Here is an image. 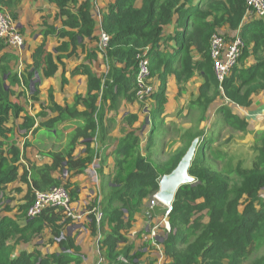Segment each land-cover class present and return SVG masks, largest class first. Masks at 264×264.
<instances>
[{"label": "trees", "instance_id": "trees-1", "mask_svg": "<svg viewBox=\"0 0 264 264\" xmlns=\"http://www.w3.org/2000/svg\"><path fill=\"white\" fill-rule=\"evenodd\" d=\"M17 1L0 0L13 19L16 14L9 8ZM46 1L57 9L56 19L61 25L44 22L42 41L31 52L22 75L13 72L10 65L16 60L15 54L0 43V264H85L76 235L67 233L72 219L63 209L46 206L32 217L27 211L35 191H49L59 185L69 191L72 204L82 201L81 186L72 177L92 164L98 166L101 177L85 208L99 205L102 217L97 222L91 211L85 228L92 237L101 233L98 248L104 264H140L142 253L134 250L123 232L131 228L133 215L158 191L160 177L175 168L193 138L201 134L188 133L179 151L154 163L150 153L155 126L149 129L144 153L140 128L131 126L137 114L128 111L123 119L130 128L125 127L118 138H113V119L107 111L116 108L119 99L137 100L138 55L143 53L149 60L151 84L157 79L154 90L143 98L151 102L144 106L150 118L153 109L158 115L164 107L168 73L174 74L180 88L195 72L203 77L195 105L207 108L220 94L236 104L249 105L252 95L264 89V19L252 16L242 24L238 32L243 39L240 65L236 64L219 84L209 55V40L225 23L232 29L239 27L249 8L245 0H204L194 5L193 0H141L139 6L137 0H113L101 12V28L109 42L107 71L98 75L90 68L98 51V36L89 1L79 6L78 0ZM170 25L171 32L165 33ZM48 35L56 36L53 50L46 48ZM93 41L95 46L87 45ZM193 51L200 53L198 59L193 58ZM80 52L85 53V62L74 65L69 74L85 76V92L76 94L72 105H63L54 101L50 89L44 106L41 104L39 110L32 106L35 112L23 114L24 106L11 98L13 87L23 82L30 97L36 99L39 82L35 72L50 78L61 69V81L66 83L65 61ZM248 56L253 62L246 65ZM30 81L34 82L33 88H29ZM218 112L231 129L246 131V121L228 106L221 105ZM11 117L22 118L17 127L25 133L42 129L47 136L56 137L61 124L75 122V128L61 149L45 152L51 163L37 165L23 161V150L14 139V124L9 122ZM211 143L209 137L199 139L189 167L195 182L182 185L172 202L167 215L170 229H163L158 241L165 258L163 264H246L264 246V199L259 195L264 186V131L256 134L249 160L243 155L227 154ZM111 145L113 167L103 175L106 150ZM15 181H21L26 190L18 209L10 214L13 209L9 203L14 198L6 195L5 189ZM205 217L207 222L203 221ZM25 243L30 249L16 252ZM53 246L57 249L52 250ZM145 264H154V260ZM251 264H264V254Z\"/></svg>", "mask_w": 264, "mask_h": 264}, {"label": "rangeland", "instance_id": "rangeland-1", "mask_svg": "<svg viewBox=\"0 0 264 264\" xmlns=\"http://www.w3.org/2000/svg\"><path fill=\"white\" fill-rule=\"evenodd\" d=\"M107 3V0L104 1V4ZM33 6V9L31 8ZM45 9L47 7L43 6ZM39 4H36V1L33 0H18L11 8H9L11 11H13L16 15L20 16V18H29L31 17V10L39 16L38 22H40V14H42L46 20V23L50 24H57L59 26L60 22L56 21L54 19V14L51 12L46 13L45 9ZM31 8V10H30ZM45 13V14H44ZM18 18V17H17ZM42 19V18H41ZM31 19L29 20V23H26L27 26H29V29L26 28L25 26L22 27V34L26 35L25 32L29 30L30 34H36L37 30L32 29L30 26ZM220 28V27H219ZM218 33H221L220 31H216ZM37 39L38 34L36 35ZM40 39V38H39ZM29 40V37L27 38ZM32 43L31 45L34 44L33 40L29 41ZM51 44L48 43L46 44V48L50 49L52 48L50 46ZM30 46V45H29ZM30 52V51H29ZM29 53L26 52V50L23 53L24 60H23V66L27 63V55ZM100 56L103 58L104 65L98 62V59ZM192 56L194 59H198L200 57V53L193 51ZM251 58V56H248L244 60V64L247 63L248 59ZM83 54H77L75 58H72V60H69V62H66V68L70 69L72 68L75 64H79L81 60H83ZM21 60H16L17 65L14 66V69L12 70L13 72H17L19 67L21 66L20 64ZM93 63H95V67L97 68V71L100 72L99 75L105 74L107 70V59H106V52H100L99 50L97 51V54L92 58ZM240 65V63H237ZM19 65V66H18ZM21 68V69H22ZM25 68V67H24ZM105 72V73H104ZM18 73V72H17ZM58 72L57 74H59ZM66 77V73H65ZM5 78V76H4ZM43 75L41 72H39V82L38 88H39V93L37 95L36 99H32L30 97V90L28 89H23L21 91L20 87H16L15 91L16 93L18 92L19 97H11L13 101H18L24 106L23 114L26 112H29L30 106H34L36 109L39 110L41 104L43 106L46 104L45 102L47 101L46 96L49 92V90H52V97L54 98V93H61L60 99L62 102L61 104H67V94H65L64 88L60 89V82H59V77H57V80L55 79H48L45 83L43 82ZM167 83H166V91H165V103L164 107L158 115L155 113V109L152 110V118L149 117V112L147 111V108L144 106L149 105L151 102L149 100H143V101H137L134 105H131L132 107H136L135 111L137 114V119L133 123V128L139 130L140 134V147L142 149V152L146 153V143L147 142V135L149 132V129L152 126V141L153 145L151 148V159L153 160L154 163L162 162L167 160L173 153L176 151H179L186 143L187 140V134L192 133V132H200L201 136L199 137L200 139L203 137H206V134H210V132L215 136V133H217L218 127L220 134L216 137V139L212 142L214 148H221L224 149L227 154H237V155H243L244 160H249L252 157V152H251V144L246 143L244 139V134L245 132H240L233 130L229 127V125L224 123V120L222 119V114L218 112V110L213 109L215 107L216 103L215 100H219L222 102V105L229 104L231 101L226 99L223 94H220L218 97L215 98L214 101L210 102L207 106V108L195 105L194 101L198 98L199 93H200V86L203 83V77L195 72V74L185 81L181 88L177 84L176 78L173 73H168L167 77ZM152 80H150L151 83ZM51 82V86L47 89L46 88V83ZM62 85H64L63 82H61ZM82 84V83H81ZM79 84L76 86L77 93H82L84 87ZM85 92V91H84ZM22 97L24 101H22ZM120 102L118 101V104L116 108L112 109L111 111H107V115L113 119L111 122L110 126H113L112 130H116L117 134L121 135L123 131V127L127 126L130 128V126L127 125V122L124 121L122 115V103L121 99H119ZM123 100V99H122ZM144 104V105H143ZM154 105V104H153ZM221 106V105H220ZM111 112V113H110ZM221 117V119H220ZM21 120L20 118L13 119L12 117L9 119V122L14 124V128L17 129V123H19ZM153 121V122H152ZM152 122V124H151ZM37 125V124H36ZM60 126H74L73 124L69 125H60ZM118 126V127H117ZM141 126V127H139ZM208 126V127H207ZM222 126V127H221ZM154 128H157L158 131H154ZM222 128V129H221ZM69 129V127H68ZM218 132V133H219ZM29 135V134H28ZM24 136L23 132L20 130H15V137L14 139L16 140V143L22 145H25L24 147V159L23 161H27V153H29L31 156L33 155H40L44 156L43 152H47L46 148L50 147L53 140H49L48 138H43L44 146L38 147L40 145V141L32 140L29 136ZM38 138V137H37ZM40 138H38L39 140ZM64 141V140H63ZM53 150V149H52ZM36 157V162H41L43 157ZM41 159V160H40ZM212 160V159H211ZM219 166V165H218ZM21 171V168L19 169ZM92 174L93 171L90 170ZM96 178V175H95ZM19 187L21 188V191H17L16 188ZM26 187L21 181H15L13 183H10L6 186L5 189V194L6 195H11L14 199L10 201V207L11 209H18L17 206L19 205L20 197L23 195L25 192ZM96 191V190H95ZM150 204V202H149ZM161 205L162 203H157ZM4 205V204H2ZM151 205V204H150ZM12 210V211H13ZM78 210H76L77 212ZM13 214V213H10ZM207 219V218H206ZM28 247L27 245H25ZM264 254V246L262 247L261 250L257 251L251 256L250 261H247L246 264H251V262L258 256H261ZM91 264H95V261L91 262Z\"/></svg>", "mask_w": 264, "mask_h": 264}, {"label": "crops", "instance_id": "crops-1", "mask_svg": "<svg viewBox=\"0 0 264 264\" xmlns=\"http://www.w3.org/2000/svg\"><path fill=\"white\" fill-rule=\"evenodd\" d=\"M31 1H33V0H31ZM35 1H36V4H39L42 7L43 6L47 7L46 9L43 7L45 9V12L46 13H48V12L53 13L54 19L56 21L60 22V20L56 19L57 9L54 6L50 5L46 0H35ZM83 1L84 0H78V6ZM104 1H106V0H99L98 1V5H99L98 15H96L95 17L93 16V18L95 20L96 35L98 34V31H99L100 25H101L100 24L101 15H102L101 12L106 9L107 5L110 2H113V0H107V3L104 4ZM140 2H141V0H137L136 5L139 6ZM203 2H204V0H193V5L197 4V3H203ZM31 8L33 9V6ZM31 8H30V10H31ZM30 16L31 17L29 18V16L26 15L27 18L25 19V18H20V16L16 15V17L14 18L15 24H16L17 28L19 29V31L21 32L22 27H24V26H25V29L26 28L29 29V26H27L26 23H29V20L31 19V22H30L31 26L30 27L32 29H36L37 33L32 35L29 33V30H28L27 32H25L26 35L22 34L24 37V44L17 52H13L10 49L6 48L7 51L9 50L10 52L15 54L16 60H21L20 61L21 66L19 67V69L17 71L18 73L16 72L18 75H22V73H24V71H25L24 67L26 66V64L30 63L31 52L34 50L36 45L42 41L41 33L44 29V22H46V20L42 14H40L42 19L40 18V22H38L39 16L36 15L33 12V10H31ZM252 16H254L253 13H246V15L244 17V21L242 20L239 27L236 29L230 28L229 25L227 23H225V24L221 25L220 28L218 27L217 30L226 36L232 37L236 34H239L238 32H239L242 24H245V22L250 20L252 18ZM175 19H176V16L174 17V20ZM60 25H61V22H60L59 26ZM55 26H57V24H55ZM171 29H172V25L168 26L165 29V33L171 32ZM37 34H38V37L40 39L39 38L37 39V37H36ZM28 37H29V40H27ZM30 40H33V42H34L33 45H31L32 43L29 42ZM48 43H50L51 44L50 46L52 47L49 50H53V46L56 43V36L55 35H48L46 37V44H48ZM87 45L88 46H95L96 42L93 41L91 43H88ZM25 50L29 54L27 55V60H26L27 63L22 68L23 60L25 59L23 56V53ZM82 54H83V58H84L85 53L83 52ZM75 57L76 56L71 57L70 59L66 60L65 63L69 62V60H72V58H75ZM16 60L10 62L12 70L14 69V66L17 65ZM81 62H85V60L83 59V60H81ZM98 62L101 63L102 65H104L103 58L101 56L98 59ZM252 62H253V58L251 56V58L248 59L246 65L251 64ZM95 65L96 64L93 63V61L90 62V68L99 75L100 72L97 71V68L95 67ZM58 72H60V73L56 74L54 77H50V78L57 80V77H59V82H60L59 87H60V89L65 87L64 88L65 94H67L66 103L68 105H72L73 101H74V96L77 93V90L75 87L82 83L81 86L84 87V89L82 90L83 91L82 93H84V91L86 90V83H87L86 78L84 75H77L75 77H70L69 69H67V72H66L67 81H66V83H64V85H62L61 84L62 81H61V77H60L61 69H59ZM167 77H168V75H167ZM50 78L44 77L43 82L45 83ZM154 82L157 85V79H154ZM30 83H31V81H30ZM51 84H52L51 82H47L46 88L48 89L51 86ZM16 87H20L21 91L23 89H25V90L27 89V87H25L23 82H21L19 85H15L13 87L14 90L16 89ZM29 88H31L30 84H29ZM60 96H61L60 92L54 93V98H55L54 101L58 104H61L60 102H62V101L60 99H63V98H60ZM13 97H19L18 92L16 93V91H15V94L13 95ZM44 99L47 100L45 102V103H47L48 102V94H47L46 98H44ZM22 101H24L23 97H22ZM134 102L137 103V101H134ZM134 102L122 101V103H120V105H122V110H123L122 111V113H123L122 117L128 111H132L133 113H136L135 109L137 106L134 105L135 104ZM214 103H216V105H215V107H213V109H216V110H218L220 105H222V102H220L219 100H215ZM131 105H134L136 107H132ZM227 106L229 107V109L231 110L232 113L236 114L237 116H239L240 118H242L246 121V131L244 134L245 135L244 139H245L246 143L251 144L255 140L256 134L258 132L264 131V89L258 90L252 95L251 103L249 105L242 106V105L236 104V103L231 101L229 104H227ZM29 109L30 110L28 113H32V112L36 111V110H33L34 108L32 106H30ZM221 117H220V119H221ZM19 118L22 121V118L21 117H19ZM19 123H17V124H19ZM69 124H73L74 126H59L58 128L61 129V131L56 137L55 136H53V137L47 136L45 133L42 132V129H39L35 133L34 132L25 133L24 130H20V129H18V127H17V129L16 128H14V129L22 131L23 135L25 137L29 134L28 136L32 140L40 141V145H38V147L44 146L43 138H46V139L48 138L49 140H53L51 146L49 148L48 147L46 148V151L48 149L49 150H52V149L53 150H59L66 144V142L70 138V136L73 133V130L75 128V122H68L65 124H61V125H69ZM68 127H69V129H68ZM125 127H127V126H125ZM125 127H123V131L125 130L124 129ZM112 128H113V126H111V129H110L111 137L118 138L120 135L117 134L116 130L113 131ZM219 129L220 128L218 127L217 133H215V136H214V133L212 134L210 132V134H206L207 135L206 137L211 138L212 142H213L216 139V137L220 134ZM123 131H122V133H123ZM37 137L40 139L38 140ZM199 139L200 138L198 137V140ZM17 145L19 146V148L21 150H23V153H24L25 149H23V143H22V145L17 143ZM212 146H213V144H212ZM112 149H113V146L111 145L106 150L107 158H106V162L104 163V165L102 167V173H101L103 175L109 173L113 167V158L111 155ZM43 153H44V156H40V155H38V153H37V155L31 156L29 153H27L26 157L28 158L27 160H29L33 163H35L34 161L36 160L37 156L43 157L42 160L40 159L41 162L35 163L37 165H42L45 163H51V158L49 156H47L45 154V152H43ZM97 167L98 166L92 164L91 166L87 167L83 173L74 174V176L72 177V180H75L77 182V184H79L81 186L80 188H81L82 201H80L79 203L73 204V206L75 207L76 210H78L79 213H84L86 211L85 204H87L88 201H90L91 198L94 196L95 190L98 186V179L101 177V175L98 172L99 169H97ZM90 170H92L94 174H92L90 172ZM95 175H96V178H95ZM149 202H150V200L144 204L145 207L141 211L136 212L133 215L134 220L132 221L131 228H129V230H127V231H124L123 233L126 235L129 242L134 244V250H139L142 253V256H141L140 261H139L140 263L145 264L147 261L153 259L154 264H163L165 258H164L163 251L161 249V245L159 244L158 241L160 240V236H161L162 231L164 229V227H163L164 213H161V211L158 212L156 210V207H157V209H161V208L165 209V208H164L163 204H161V205L155 204L154 206H151L149 204ZM20 203H21V200L19 201V204ZM18 207H19V205L17 206V208ZM15 211H16V209H14L11 213L14 214ZM206 218L207 217L204 218V220H203L204 222H207L208 218L207 219ZM72 225L73 224H71V226H69L70 230L67 231V233L70 232L71 235H76L77 243L81 245V250L85 255V264H91V262L95 261L99 255L98 254V245L95 241V237H92L89 234V232L87 231V229L85 228V225H86L85 221L80 222L75 226H72ZM107 228L108 227H105V229H107ZM40 242H41V240H40ZM25 245H27L28 247H26ZM30 247L31 246L28 243L22 244L17 248L16 252H18L19 249H21V248L30 249ZM56 249H57L56 246L52 247V250H56Z\"/></svg>", "mask_w": 264, "mask_h": 264}, {"label": "built area", "instance_id": "built-area-1", "mask_svg": "<svg viewBox=\"0 0 264 264\" xmlns=\"http://www.w3.org/2000/svg\"><path fill=\"white\" fill-rule=\"evenodd\" d=\"M90 10L93 16L98 15V1L88 0ZM248 5V11L246 13H253L255 18L264 19V0H245ZM101 24V22H100ZM97 48L100 52H106L109 42L108 34L101 28L98 31ZM0 43L4 44L8 49L13 52H17L24 44V37L17 28L15 21L10 14L9 10L0 2ZM243 48V39L239 34L232 37L226 36L222 33L214 32L209 40V55L212 61V68L214 75L219 82L222 81L230 74L232 68L238 63V58ZM137 85L136 92L137 101L143 100V98L149 95L155 88L156 84L152 85L149 78V60L143 54L138 55L137 66ZM260 197L264 199V186L260 192ZM159 203V201L153 196L150 200L151 206ZM54 206L61 208L72 219V226L77 225L80 222L86 220V216L91 211L94 212L96 221L102 217V212L99 205L86 210L84 213L76 212L75 207L70 201L69 191L62 185L56 186L49 191H35L33 203L30 205L27 215L32 217L38 214L44 207ZM165 212L163 217V227L165 230H169V222L167 219L168 213L171 211V205H164ZM86 222V221H85ZM71 226V225H70ZM95 241L99 245L101 239V233L97 232ZM99 254V248H98ZM96 264H104L100 254L97 257Z\"/></svg>", "mask_w": 264, "mask_h": 264}, {"label": "water", "instance_id": "water-1", "mask_svg": "<svg viewBox=\"0 0 264 264\" xmlns=\"http://www.w3.org/2000/svg\"><path fill=\"white\" fill-rule=\"evenodd\" d=\"M36 80H39L38 72H35ZM31 88L34 82L30 83ZM198 137H194L185 153L175 166V168L167 174H163L159 179V188L154 197L163 205H171L178 189L184 185L195 182V178L189 174V167L195 155L198 145ZM70 227H67V231ZM70 234V232H68ZM142 264V263H140Z\"/></svg>", "mask_w": 264, "mask_h": 264}]
</instances>
